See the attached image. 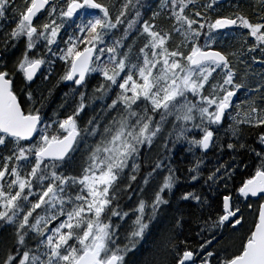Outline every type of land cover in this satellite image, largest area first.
<instances>
[{"label":"snow or ice","instance_id":"obj_1","mask_svg":"<svg viewBox=\"0 0 264 264\" xmlns=\"http://www.w3.org/2000/svg\"><path fill=\"white\" fill-rule=\"evenodd\" d=\"M0 264H264V0H0Z\"/></svg>","mask_w":264,"mask_h":264}]
</instances>
